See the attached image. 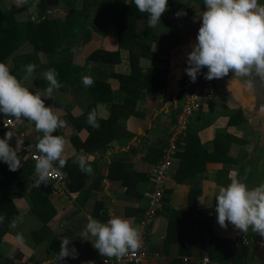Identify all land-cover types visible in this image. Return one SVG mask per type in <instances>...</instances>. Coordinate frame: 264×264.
Listing matches in <instances>:
<instances>
[{
    "label": "crops",
    "instance_id": "obj_1",
    "mask_svg": "<svg viewBox=\"0 0 264 264\" xmlns=\"http://www.w3.org/2000/svg\"><path fill=\"white\" fill-rule=\"evenodd\" d=\"M122 2L117 0L112 6L107 0H28L27 4L17 7L14 0H0V13H12L23 28L30 22L39 24L44 20H65L72 12L82 13V18L77 20V35L71 43V57L75 64L84 69L69 83H63L62 87L54 90L52 97H42L45 106L53 107L60 119L66 122L65 127L54 133L66 141L64 156L67 168H61L67 175L66 191L59 190L53 181L43 183V193L48 197L46 206L48 210L55 211L45 229L41 225L43 219L30 213L29 201L24 194L12 190L19 215L13 223L15 226L4 235L0 244L4 264H104L102 260L105 257L93 247L92 241L81 237L88 218L107 222L111 213L128 219L134 226L144 216L147 195L151 190L150 170L161 160L170 122L179 112L182 84L187 76V55L196 43L202 23L200 15L206 8L204 0H168V8L156 27H148L147 14L142 13L134 27L125 26L130 30L135 28L136 32H132L133 37L130 36V41L123 45L118 36V23L127 22L120 18L122 15L126 17ZM125 2V6L133 3L132 0ZM258 2L264 4V0ZM127 9L132 17L139 14L135 5ZM180 10L186 15L177 17L175 13ZM111 19L118 22H111ZM100 25L107 26L105 34L98 31ZM145 33V42L137 43ZM98 50L104 52L97 60L88 61ZM33 53L31 43L25 40L3 62L12 70L18 59L22 82L25 75L23 66L34 64L30 89L44 90L47 82L41 73L49 68L57 69V66L50 67L49 64H58L61 58L39 51L36 60L32 57L28 59ZM132 57L141 68L139 84H145L142 98L124 109L113 107L104 99L93 105L96 94L93 89L89 90L83 85L82 77L87 75L92 80L104 79L111 90L117 92L121 81L116 75L128 76L132 73ZM111 59L119 60L111 64ZM57 73L61 80L64 79L66 73L63 70ZM66 75L69 76L68 73ZM231 78L230 72L224 78L215 79V97L196 112L185 135V138L188 133L189 136L195 135L213 157H210L211 160L206 162L205 168L194 179V182L200 183L202 190L196 208L211 210L209 214L213 218V234L227 242H220L217 250H213L215 260L210 259L209 233L202 235L189 256H182L179 243L171 244L168 254H165L164 242L169 220L175 210L188 211L192 188L190 184L175 180L177 164L164 194L168 195L169 202L164 203L163 198L162 207L146 238L149 257L142 264H172L174 259L181 257L184 264H264V252L252 248L246 254L245 250L237 249L244 244H234V240L244 234L249 238L261 236L251 228L247 233H242L231 224L222 228L217 222L216 196L220 186L230 183V173H235L249 188L264 181V81L253 75L234 79L229 84ZM100 94L112 96L107 89ZM88 108L91 112L95 111L99 119L98 127L88 124L87 128L77 123ZM110 117L116 120L109 124L100 122ZM19 128L6 131L0 121V138L7 132L11 133L9 143L13 147L18 144V156L35 166L36 163L21 149L19 131H27L29 139L36 142V137L43 134L38 133L34 122L28 120H24ZM91 132L93 137L86 147L84 145ZM73 151L86 156L92 168L90 174L81 171L78 163L74 162ZM54 164L59 165L58 161ZM32 178L34 185L37 179L35 169ZM72 181L73 191L68 188ZM75 186H82V189L77 191ZM47 235L51 239L36 241ZM18 236L22 237V242L17 239ZM65 237L72 239L69 248L75 246L77 254L75 258L68 256L59 260L61 239Z\"/></svg>",
    "mask_w": 264,
    "mask_h": 264
},
{
    "label": "clouds",
    "instance_id": "obj_2",
    "mask_svg": "<svg viewBox=\"0 0 264 264\" xmlns=\"http://www.w3.org/2000/svg\"><path fill=\"white\" fill-rule=\"evenodd\" d=\"M28 0H14L17 7L27 4ZM139 13L147 14V25L154 28L161 22L162 14L168 8V0H132ZM206 10L202 11L196 43L187 55L185 72L192 82H196L198 74L207 68L204 78L221 79L232 73L229 84L234 79H244L255 75L264 81V4L258 0H204ZM177 17L186 15L182 10L175 13ZM25 75L23 82L14 75L10 67L0 62V113L21 117L34 122L35 130L42 133L37 136L35 174L36 186L46 184L52 172L56 171L54 162L63 168L66 165L64 156L66 141L62 136L54 135L57 129L65 127L66 122L51 106H45L42 97H52L54 90L62 87L58 81V73L49 68L41 73L47 82L44 90H30V80L35 65L23 66ZM28 82V83H25ZM85 87H91L94 81L87 75L82 77ZM87 123L98 127L95 111L88 114ZM12 134L7 132L0 138V161L8 165L10 171L21 167L17 147L9 141ZM74 162L80 170L91 173L92 168L83 153L73 151ZM230 183L220 186L216 196L215 210L217 222L222 228L231 224L234 229L247 233L249 228L264 237V181L249 188L235 173L229 174ZM4 216L0 215V223ZM13 227L15 224L12 225ZM81 237L92 241L99 254L117 260L129 251H136L142 245V237L138 228L131 221L109 214L107 222L88 218ZM94 238V239H90ZM21 240L22 237L18 236ZM72 239H61L59 260L68 256L76 257V249L69 248ZM106 264V261H105Z\"/></svg>",
    "mask_w": 264,
    "mask_h": 264
},
{
    "label": "trees",
    "instance_id": "obj_3",
    "mask_svg": "<svg viewBox=\"0 0 264 264\" xmlns=\"http://www.w3.org/2000/svg\"><path fill=\"white\" fill-rule=\"evenodd\" d=\"M115 1L117 2V0H107V3H110L113 6L116 4ZM124 3H126L125 0L122 2V9H124V12H126V17L124 18V15H122L120 18L121 20L126 19L127 22L125 23V21H121L118 23V36L120 43L126 45L127 42L130 41V36L131 38L133 37L132 32H134L136 29H126L125 26L132 25L134 27L138 17H140V13L137 14V17L130 16L131 14L127 12V8H133L134 4L132 3L128 6H125ZM82 15V13L72 12L65 20H44L39 24L30 22L26 24L24 29L23 26H19L12 13H0V62L6 60L10 55L13 54V52L18 49L23 41L27 40L29 43H31L35 52L32 54V56H28L27 58L29 59L32 57L33 59L35 58L34 60H36L38 57L37 52L39 51H43L48 55H59L61 59L58 64L50 63L49 66H57V69L55 68L56 72L63 70L64 74L68 73L69 76L65 74L64 79L62 80L58 74V79L61 85L63 83H69L76 74L84 70L81 66L75 64L71 57V43L73 44V38L75 35H77V20L82 18ZM130 17H132V19ZM111 22H116V19H111ZM98 31L105 34L107 31V26L100 25ZM146 36L147 34L145 33L143 38H139L137 40V43L145 42ZM64 44H66V46L62 47ZM103 52V50H98L89 57L88 61L97 60L100 54ZM28 59L27 62L29 63ZM115 60L119 59H111L110 62L107 60L106 63L109 62L112 64L115 62ZM131 61L133 70L130 75H116L121 81L119 91L113 92L110 88V85L104 79L99 80V78H97V80H93L94 83L92 86L87 87L89 90L93 89V92L96 94L95 100L93 96V105L96 104L97 101L104 99L113 107L124 109L130 103L135 104L137 99L142 98V89L145 84L141 85L138 81V77L141 74V68L140 66H137L134 57H132ZM18 63L19 61L16 58V67H14L11 72L21 79V74L19 72L20 65ZM105 89H107L109 95L112 96L107 97L101 95L100 93H102V91ZM30 90L35 92L34 89ZM92 108V110H94L95 107L92 106ZM90 112L91 111L88 108L85 111L83 117L77 122L80 124V126H87V128L89 127L87 123V117ZM21 119L23 121L27 120L24 117H21ZM98 120L99 119H97V121ZM115 120L116 118L110 117L108 120H101L100 122L102 124H109ZM90 135L91 136L89 137L88 142H86L84 145L86 147L89 145V143H91L90 138L93 137L92 132ZM187 135L188 137L186 136V138L183 140L178 152V169L174 174V178L178 183H187L192 185L189 197V208L186 212L182 210H175L174 215L170 218L166 240L164 242V252L165 254H168L170 245L173 243H179L182 256H189L191 249L200 242L202 235L209 233L210 259L215 260L216 257L213 254V250H217L220 242H227V240L219 239L213 234V218L209 214L211 210H200L196 208V201L202 190L200 183L197 184L194 182V179L197 177L199 171H202L205 168L206 162L211 160L213 157H211L210 153H208L207 150L203 148L199 139H197L195 135L192 134V136H189V133ZM18 157L20 158L21 167L16 171H10L8 165L3 161H0V215L4 216L3 222L0 223V244L4 235L11 230L14 221L19 215L18 208L14 203V195L12 194L13 189L24 194V196L29 201L31 209L30 213L39 217L40 219H43L41 225L45 229L48 221L55 214L54 210H48L46 206L48 197L43 193V183L40 187H37L36 183L33 185L34 181L32 174L34 172L35 166L28 161L24 162L21 156ZM66 168L67 166L63 167L64 170ZM71 175L72 174L70 173V177ZM69 186L68 188L72 190L73 181L69 183ZM75 188L77 191H79L82 189V186H75ZM165 202H169L168 195L164 196V203ZM42 232L44 231L42 230ZM42 238L49 240L51 239V236L47 235L45 238L41 236L38 239L36 238V241L39 242ZM228 243L230 242L228 241ZM237 249L245 250L246 254L249 253V250H253L252 247L244 245L237 247ZM183 261L184 260L182 257L176 258L173 260L172 264H184ZM245 263L247 262L245 261ZM0 264H4V257L1 252Z\"/></svg>",
    "mask_w": 264,
    "mask_h": 264
},
{
    "label": "built area",
    "instance_id": "obj_4",
    "mask_svg": "<svg viewBox=\"0 0 264 264\" xmlns=\"http://www.w3.org/2000/svg\"><path fill=\"white\" fill-rule=\"evenodd\" d=\"M206 72L207 69H202L197 76L196 82H192L188 75L183 80L179 112L175 119L170 122L169 135L165 142L161 160L157 164H154L150 170L151 190L147 195V206L144 216L139 223L134 225L141 233V247L134 252L130 250L127 255L119 260L115 257H105L102 263L105 264L106 261V264H142L148 259L149 251L146 238L150 234L152 225L162 207L164 194L168 187V180L175 173L179 161L178 152L185 138L188 126L196 112L203 105L211 101L216 94V81L215 79H205L204 74ZM0 115L2 128L6 131L17 130L23 123L21 118L17 120L11 115H3L2 113ZM19 137L21 139V149L36 163V157L39 155L36 149L37 142L29 139L27 131H19ZM54 168H56V171L51 173L48 180L53 181L59 190L65 192L67 188V175L59 165L54 164ZM234 244L236 246L238 244L250 245L252 248L264 252V238L261 237L249 238L244 234L237 240H234ZM187 260L188 258H186Z\"/></svg>",
    "mask_w": 264,
    "mask_h": 264
},
{
    "label": "water",
    "instance_id": "obj_5",
    "mask_svg": "<svg viewBox=\"0 0 264 264\" xmlns=\"http://www.w3.org/2000/svg\"><path fill=\"white\" fill-rule=\"evenodd\" d=\"M207 247H208L207 250H209V240H208V246ZM207 255H208V252H207Z\"/></svg>",
    "mask_w": 264,
    "mask_h": 264
}]
</instances>
